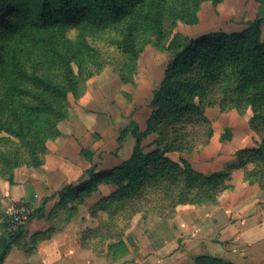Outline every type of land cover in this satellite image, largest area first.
Instances as JSON below:
<instances>
[{
  "label": "rangeland",
  "instance_id": "rangeland-1",
  "mask_svg": "<svg viewBox=\"0 0 264 264\" xmlns=\"http://www.w3.org/2000/svg\"><path fill=\"white\" fill-rule=\"evenodd\" d=\"M16 7L20 5L15 0H0V50L9 30L6 22H20ZM258 10V0H200L197 22L171 16L161 39L151 30L144 34L136 70L125 75L128 81L122 77L124 70H131L121 33L112 27L84 33L73 21L68 36L74 40L83 35L93 49L87 65L91 74L83 93L70 98L68 116L58 122V135L48 139L42 163H34L18 139L0 132V211L14 201L42 210L32 241L27 242L24 235L17 238L11 243L13 253L3 259L1 246L0 264H193L201 256L234 264H264V156L255 153L264 144V120L258 132L249 105L203 103L209 123L201 120L184 126V141L176 144L179 149L165 154L187 161L204 174L227 176L230 187L215 200L170 207L162 193L152 189L143 198H109L118 186L106 180L94 181L65 199L59 194L66 184L90 180L84 172L94 162L103 171L128 160L136 150L135 137L129 136L123 146L117 139L132 120L139 130L148 129L149 118L158 108L152 102V89L164 81L174 58L167 49L173 33L179 31L194 40L241 32ZM34 14L30 9L29 22ZM261 34L264 42V16ZM219 98L211 95L215 102ZM167 102L169 97L162 104ZM163 126L144 137L141 149L145 153L158 148V141L165 138L160 134ZM226 128L230 133L221 139ZM82 149L94 153L93 161ZM159 149L163 152L165 145ZM17 151H21L20 161L9 165L6 157ZM6 188L9 195H4ZM119 239L127 242L130 252L114 260L109 245ZM23 256L31 261H23Z\"/></svg>",
  "mask_w": 264,
  "mask_h": 264
},
{
  "label": "trees",
  "instance_id": "trees-1",
  "mask_svg": "<svg viewBox=\"0 0 264 264\" xmlns=\"http://www.w3.org/2000/svg\"><path fill=\"white\" fill-rule=\"evenodd\" d=\"M15 2L20 5V8H13L16 12L20 10V22H6L9 30L0 50V83L3 84L0 132L18 139L36 164L42 163L48 139L58 135V122L68 116L70 98H78L83 93L91 74L87 65L93 49L83 35L74 40L68 36L73 21L79 23L74 26L84 33L109 27L121 33L126 65L131 70L127 73L124 70L122 77L128 81L125 75L136 70L145 45L142 42L144 34L151 30L156 38L161 39L165 23L171 16L195 23L200 6V0H193V6L191 0ZM258 3L256 18L249 21L248 27L241 32L209 34L194 40L182 32L173 33L167 49L174 58L169 62L164 81L152 89V102L158 108L149 118L148 129L139 130L136 120H132L121 129L117 139L123 146L129 136L135 137L136 150L128 160L103 171L98 170V164L94 162L84 172L90 180L80 185L66 184L59 191L61 199L89 187L94 181L106 180L118 186L109 198H143L145 191L152 189L162 193L170 207H175L180 203L215 200L221 191L230 187L227 176L204 174L193 169L187 161H176L165 154L179 149L176 144L184 141V126L199 124L201 120L209 123L202 109L203 103L228 102L239 108L249 105L254 111L252 125L261 131V121L264 120V42L261 34L264 0H258ZM29 8L36 13L33 22L27 20ZM85 11H88L87 16H84ZM84 19L88 24H81ZM212 94L221 95V98L215 102L211 100ZM167 97L169 102L162 104ZM161 125L164 129L160 134L165 138L158 141V148L145 153L141 149L144 137L157 131ZM229 133L230 128H226L221 139ZM161 145H165L163 152L159 149ZM81 152L93 161V152L87 149ZM255 153L264 156V144ZM20 157L21 151H17L6 159L9 165H16ZM40 211L35 209L30 220ZM24 230L25 227H21L14 234L0 239V246L5 250L1 259ZM109 249L114 260L130 252L123 239L110 244ZM193 264L234 263L214 256H201Z\"/></svg>",
  "mask_w": 264,
  "mask_h": 264
},
{
  "label": "built area",
  "instance_id": "built-area-1",
  "mask_svg": "<svg viewBox=\"0 0 264 264\" xmlns=\"http://www.w3.org/2000/svg\"><path fill=\"white\" fill-rule=\"evenodd\" d=\"M33 207L26 202L14 201L0 211V239L26 227Z\"/></svg>",
  "mask_w": 264,
  "mask_h": 264
},
{
  "label": "crops",
  "instance_id": "crops-1",
  "mask_svg": "<svg viewBox=\"0 0 264 264\" xmlns=\"http://www.w3.org/2000/svg\"><path fill=\"white\" fill-rule=\"evenodd\" d=\"M6 191L4 192V195H9V190L6 188L5 189ZM38 209V208H37ZM42 211V210H41ZM42 213V212H41ZM41 213H39L38 215L34 216L27 224V226L25 227V230L23 232L22 235H24V239L27 240V242H30L32 241V236L34 235V233H36V229H37V226H36V220L39 221L40 217H38ZM44 228V227H43ZM36 230V231H35ZM41 230H44V229H41ZM22 237V236H21ZM49 241V240H48ZM1 247V246H0ZM14 249L11 248L8 252H7V257L10 256L11 253H13ZM31 261V259H28L26 256H23V261ZM8 264H10V262H7ZM25 263V262H24Z\"/></svg>",
  "mask_w": 264,
  "mask_h": 264
},
{
  "label": "water",
  "instance_id": "water-1",
  "mask_svg": "<svg viewBox=\"0 0 264 264\" xmlns=\"http://www.w3.org/2000/svg\"><path fill=\"white\" fill-rule=\"evenodd\" d=\"M129 241L131 242V243H134V238L133 237H129Z\"/></svg>",
  "mask_w": 264,
  "mask_h": 264
}]
</instances>
